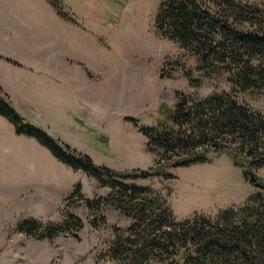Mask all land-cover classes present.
Returning a JSON list of instances; mask_svg holds the SVG:
<instances>
[{
  "label": "rangeland",
  "instance_id": "1",
  "mask_svg": "<svg viewBox=\"0 0 264 264\" xmlns=\"http://www.w3.org/2000/svg\"><path fill=\"white\" fill-rule=\"evenodd\" d=\"M162 1L0 0V97L97 166L152 173L132 180L148 196L124 195L66 167L0 117V264H125L108 252L130 237L120 207L160 203L181 223L237 209L257 192L226 154L153 174L156 158L140 128L155 126L159 105L173 106L179 94L201 99L229 90L227 75L205 77L192 56L156 34ZM237 99L264 115V92ZM255 174L264 180V167ZM67 214L81 227L70 220L53 240L16 231L24 219L60 223Z\"/></svg>",
  "mask_w": 264,
  "mask_h": 264
},
{
  "label": "trees",
  "instance_id": "2",
  "mask_svg": "<svg viewBox=\"0 0 264 264\" xmlns=\"http://www.w3.org/2000/svg\"><path fill=\"white\" fill-rule=\"evenodd\" d=\"M154 27L160 38L192 56L205 77L227 75L229 90L201 99L179 94L173 106L159 105L155 126L140 128L147 152L156 158L153 174L168 167L206 164L211 153L226 154L257 192L237 209L223 210L214 218L197 215L181 223L173 222L171 212L160 203L120 207L131 220L130 237L116 239L109 256L125 264H264V180L255 174L264 167V115L237 99L239 94L264 92V2L163 0ZM184 77L192 88L197 86L190 73ZM0 117L17 136L34 139L60 163L101 186L135 198L149 195L132 180L152 173L97 166L29 123L2 97ZM85 203L92 205L89 200ZM70 220L81 227L78 217L67 214L60 223L24 219L16 231L53 240L65 233ZM72 236L77 238L76 233Z\"/></svg>",
  "mask_w": 264,
  "mask_h": 264
}]
</instances>
